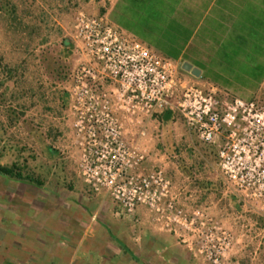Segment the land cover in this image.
Wrapping results in <instances>:
<instances>
[{
	"label": "crops",
	"instance_id": "0c3cea01",
	"mask_svg": "<svg viewBox=\"0 0 264 264\" xmlns=\"http://www.w3.org/2000/svg\"><path fill=\"white\" fill-rule=\"evenodd\" d=\"M103 1L110 25L176 62L182 72L185 62L199 69L200 79L185 73L194 84L215 88L223 99L264 105V0ZM82 3L42 0L37 19L32 5L25 4L23 15L9 13L5 27L0 11V57L6 58V70L0 72V166H17L41 181L35 186L0 175V264H208L156 222L147 207L139 206L133 220L116 217L112 198L95 193L79 175L68 115L71 76L66 79L64 64L50 63L49 54L64 38L65 10ZM14 40H38L39 50L48 54L44 63L25 56L19 64L11 57ZM177 125L171 133L176 138L181 136ZM129 129L127 137L136 139L147 157L139 172L164 170L181 207L208 211L234 234L226 264H264V227L255 223L250 230L255 236L234 233L222 220L233 214L223 203L228 192L214 196L212 177H206L211 181L205 187L202 178L187 175L178 147L166 153L159 117L146 119L145 137L136 127ZM14 131L23 144L9 138ZM19 153L25 157L18 158Z\"/></svg>",
	"mask_w": 264,
	"mask_h": 264
},
{
	"label": "built area",
	"instance_id": "2783aa9c",
	"mask_svg": "<svg viewBox=\"0 0 264 264\" xmlns=\"http://www.w3.org/2000/svg\"><path fill=\"white\" fill-rule=\"evenodd\" d=\"M74 29L77 59L68 115L80 177L95 193L112 198L116 217L133 220L145 206L208 264H226L233 233L206 210L181 207L164 170L139 172L147 157L127 135L136 127L145 137L146 119L175 113L204 145H219L221 177L243 203L264 214V107L223 99L215 88L194 84L176 62L123 34L104 15L80 10Z\"/></svg>",
	"mask_w": 264,
	"mask_h": 264
},
{
	"label": "rangeland",
	"instance_id": "374dc122",
	"mask_svg": "<svg viewBox=\"0 0 264 264\" xmlns=\"http://www.w3.org/2000/svg\"><path fill=\"white\" fill-rule=\"evenodd\" d=\"M76 1V0H75ZM90 0H82L84 4L79 6H70L73 7V9L65 10L66 14L63 17L64 18V38L63 40H59L57 47L53 48V51L51 54H49V57L51 58L50 63H53L55 65L56 62L63 63L65 67V74L64 76L66 79L71 76L75 65H76V59H77V44L75 43V29L74 24L75 23V17L78 11L82 10L85 12H88L92 15H103V0H96V2L92 4H88ZM40 3H42V0H0V11H1V18L4 19V21L1 23V27H5L7 23V16L9 13H12V11L15 14L23 15L25 8L24 5H32L33 7V17L38 18L42 17L41 10L39 8ZM78 3V2H77ZM54 17V16H53ZM65 40H71L73 47H62V43ZM7 42V41H6ZM15 45L12 48V55L11 57L13 59H19L18 63L20 62V59H23L25 56L28 58H31L34 63H44L43 57H45L48 54L43 53L42 49L39 50L38 40H14ZM7 52V51H6ZM5 52V53H6ZM59 59V61H56V59ZM0 62H2V66H4V61L6 62V58L4 56L0 57ZM16 60V61H17ZM53 65V66H54ZM264 107V105H261ZM176 122H178L177 128L180 130L181 136H176L171 134V138L168 140H163L162 144L164 145V148L167 150L166 153H171L170 149L175 151V148L171 147V145H174L175 147H178L180 151L182 150L183 155L180 156V152H178L176 155L178 156V160L180 165L182 166V170L185 171V173L189 176H194L198 178H202L203 183L201 182V185L207 186V183L211 180H207L206 177H212L213 185V194H217L218 196H222V194L227 191L228 193L225 194V199L223 203H226L227 206H230V209L233 211L230 212L233 213L229 218L222 219L228 226L236 233L237 236L240 235H246L250 236L251 234L253 236L254 232L250 231L251 227H254L255 223H258L262 228L264 227V214L256 210V206L252 203H243L241 201L242 208H240V212L238 213L236 211V207L238 205V202L240 201L239 198L235 195L236 193L229 188V185L226 183L224 179H222L221 174L219 172V168L217 166L218 164V151H219V145H204L198 138V136L195 133H190L187 130L186 124L184 120L177 115ZM175 122V123H176ZM174 123V124H175ZM174 124L171 127V132L173 131ZM12 136L9 138L18 143L23 144L22 137L20 134L15 135L16 131L13 132ZM8 135V134H7ZM8 137V136H7ZM195 147L197 150L195 153L190 151H184L187 147ZM170 147V148H169ZM79 150V149H78ZM22 154V153H19ZM25 156L22 154L18 158H24ZM36 155L32 156L33 159H36ZM193 163L195 165V168H192L190 166ZM68 167V166H67ZM192 174V175H191ZM34 174L33 176H35ZM215 179V180H214ZM223 181H222V180ZM181 182V181H180ZM224 183V184H223ZM202 185V186H203ZM210 185V184H209ZM216 185H220L221 189L217 188ZM208 188H211L210 186ZM218 192V193H217ZM222 192V193H220ZM229 197V198H228ZM232 197H235L237 201H232ZM232 202L234 203V206H232ZM235 207V208H233ZM208 212V211H207ZM212 212V210H210ZM209 213V212H208ZM213 216V214H212ZM215 217V216H213ZM259 234V232H257ZM234 235V234H233ZM259 239V238H258Z\"/></svg>",
	"mask_w": 264,
	"mask_h": 264
},
{
	"label": "trees",
	"instance_id": "16d2710c",
	"mask_svg": "<svg viewBox=\"0 0 264 264\" xmlns=\"http://www.w3.org/2000/svg\"><path fill=\"white\" fill-rule=\"evenodd\" d=\"M73 47L71 40H65L62 43V47ZM6 67L2 66V63H0V72L5 71ZM159 121L161 123L162 130L165 134L164 140H168L171 138V127L176 122L177 115L171 111H165L164 113L160 114ZM171 147L175 148L174 145H171ZM170 148V147H169ZM174 150L170 149V152H173ZM0 175L4 177H9L17 182L26 183V184H33L35 186H41L40 179L25 174L23 170L17 166L13 167H3L0 166Z\"/></svg>",
	"mask_w": 264,
	"mask_h": 264
},
{
	"label": "water",
	"instance_id": "95a60500",
	"mask_svg": "<svg viewBox=\"0 0 264 264\" xmlns=\"http://www.w3.org/2000/svg\"><path fill=\"white\" fill-rule=\"evenodd\" d=\"M182 70L184 73L190 74L191 76H193L196 79H200L201 77V71L195 67H193L191 64L185 62L182 65Z\"/></svg>",
	"mask_w": 264,
	"mask_h": 264
}]
</instances>
